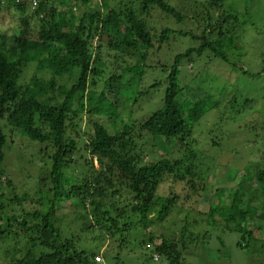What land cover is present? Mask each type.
<instances>
[{
    "label": "trees",
    "instance_id": "trees-1",
    "mask_svg": "<svg viewBox=\"0 0 264 264\" xmlns=\"http://www.w3.org/2000/svg\"><path fill=\"white\" fill-rule=\"evenodd\" d=\"M31 1L0 0V12L6 8L19 14L14 34L0 36V252L1 245L14 234L17 246L20 238L28 246L23 253L5 252L8 264H101L95 260L98 253L81 246V232L98 231L92 240H107L111 248L115 244L123 246L131 229L142 227L146 232L142 245L152 248L150 258L162 257L167 264H182L185 243L163 234L156 237L149 227L164 219L174 206L180 211L195 210L194 199L207 191V179L196 170V153L205 148H196L197 117L216 109L245 108L241 99L244 93L227 97L226 85L231 89L238 78L245 77L251 81V89L258 88L256 78L264 75V66L256 74L251 69L248 72L242 68L243 54L239 52L247 43L240 39V28L245 25L243 19L252 14L251 8H223L225 0H207L202 6L189 2L188 11L182 12L166 0H138L142 16L133 0H34L36 7L28 13ZM155 10L176 23L188 21L194 26L197 22L200 32L193 34L187 28L178 35L199 45L174 56L169 67L162 66L166 84L162 107L138 123L132 120L133 107L160 84L153 81L144 87L152 68L147 64L149 55L161 49L175 33L163 28L158 35L152 34L148 18ZM33 20L37 22L36 30L30 25ZM103 51L110 57L111 66L103 61ZM231 51L240 55L234 64L229 60L234 55L227 54ZM206 53L226 65L234 82L227 75L225 83L214 86L219 80L215 76L206 80L208 86L204 82L196 87L188 85L184 96L185 87L180 83L183 61L191 56L199 60ZM192 61L187 66L194 70L197 62ZM233 72L243 75L235 77ZM28 74L29 80L23 84ZM191 75L192 72L187 77ZM64 78L72 80L70 86L60 83ZM107 91L114 94V100L106 98ZM122 109L127 110L126 116H122ZM217 120L208 133L197 135H210L209 145L214 150L221 148L232 130L222 126L225 119ZM221 127L222 132L214 135ZM14 131L39 146L34 155H47L49 161L44 163L49 164V176L38 178L34 174L22 180L21 186L26 183L28 187L24 192L8 175V170L16 175L15 166L7 163L15 144L11 139ZM144 136L173 141V151L181 158L171 155L143 163L142 153L136 152V138ZM77 153L82 159L81 178L66 173L80 162L73 161ZM34 155L18 151L27 171L34 163ZM231 171L228 181L212 185L218 202L227 203L228 212L216 218L217 207L212 204L205 217L239 234L237 246L248 249L259 240L254 219L264 212V166L252 175L246 168L247 175L238 182L235 177L240 171ZM165 184L163 190L169 192L163 197L158 191ZM174 184L182 188L181 195L173 189ZM45 190L47 195L42 197ZM118 196L122 197L120 202L125 199L127 203L120 206L113 200ZM154 201L160 207L157 220L148 217ZM67 202L83 221L80 233L68 237L58 225V210Z\"/></svg>",
    "mask_w": 264,
    "mask_h": 264
},
{
    "label": "rangeland",
    "instance_id": "rangeland-1",
    "mask_svg": "<svg viewBox=\"0 0 264 264\" xmlns=\"http://www.w3.org/2000/svg\"><path fill=\"white\" fill-rule=\"evenodd\" d=\"M166 1L182 12H185L188 11L187 9L190 7L189 2L202 6L201 4L207 0ZM109 4H112V1H110ZM133 4L135 5L136 10H138L137 13L144 16L143 13L139 11L140 6L138 0H133ZM90 5L92 4L90 3ZM246 5L251 8L252 14L249 16L247 15L245 19H243L245 25H242L240 28V39H243V41L247 43L244 45L245 51L240 49L239 52L243 54L241 57L243 59L242 68L247 71L251 69V71L256 74L257 72H260L261 67L264 66V0H225L223 8L233 6L235 9L240 10V8L245 7ZM32 10H34L33 7L32 9L29 8L28 13H31ZM151 15L152 16L148 18V23L152 34L158 35L163 28H169L175 33H173L170 40L166 42L161 49L152 50L149 55L147 64L152 68L151 72L147 73L144 87L147 88L153 81L160 82V84L155 88H151L150 91L138 101L135 107H133L132 120L137 121L138 123L143 122L153 112L162 107L166 88L164 82L165 72L162 70V66L169 67L173 63L174 56L183 52L185 48L197 47L199 45L198 42L189 38L185 40L184 38L179 37L178 33L187 30V28H191L193 34L200 32L201 30L198 25H196L197 22H195L194 26L188 21L176 23L174 19L166 17L164 14H161L156 10L152 11ZM30 25L34 30L37 29L36 20L31 21ZM18 26L19 14L14 12L13 9L3 8L0 12V36H12ZM34 35L35 31L32 36ZM227 54L228 56H232V54L234 55L229 59L232 64H234L240 56L239 54H235L234 51L227 52ZM237 55L239 56L237 57ZM102 59L106 64L111 66V59L105 51L102 52ZM195 59L194 56H191L189 59L183 61L181 65L182 74L180 77V83L182 87H185L184 96H186L188 85L196 87L204 82V85L208 86L209 83L206 80H212V78L216 76L219 80L214 86H217L218 84L225 83V79L229 73V69L226 68V65L218 60L215 61L213 58L209 57V54L207 53L199 60ZM191 60H193L192 64L194 61L197 62L194 65L195 71L192 68L188 69L187 65L190 64L189 61ZM247 62H249V64ZM215 66H217V68H215ZM233 71L238 72L236 69ZM191 72L192 75L187 77ZM235 74V77H242L241 75H243L242 73ZM198 75L199 77L196 78ZM29 76L30 74L24 77L22 81L23 84L28 82ZM200 77H203V79ZM229 77L233 81L234 76L230 75ZM232 81H230V83H232ZM71 82L72 80L67 78L60 80V83L69 86ZM250 82L249 79L243 77L241 80L238 78L231 89L226 85L228 98H234L236 93L237 96L244 93L241 99H243L242 103L246 104L245 108H241V105V107H233L232 110L228 111L216 109V113L213 111L212 113L203 115V117H200L199 115L196 119L197 123L195 126L197 128V134H194V137L197 139L196 141H198V146H196V148L199 149L201 146H203V148L205 147L202 152H199L198 154L196 153V170L199 169L202 172V177L203 179H207L208 182L206 183L208 185L206 186L207 191L205 195L202 194L203 196L194 199L197 204L195 210L189 209V211H180V209L174 206L164 219L154 222V224L149 227V231L155 234L156 237L163 234L168 238H180L182 240L180 244L182 245L185 243V249L182 252V264H264V251L261 254L258 253L262 247V250H264V212L254 219L257 225L255 233L259 238L257 241L258 243H253L248 249L237 246V243L240 240L239 234L228 231L222 226L221 222L214 223L212 217H209V219H207L208 217H205L212 204L215 205L214 207H217L215 209L216 216H214L216 218H222L221 216H225V212L229 210L225 201L218 202L215 196V191L212 189L213 184L228 181L229 177H231V169H237L240 171L239 175L235 177V181L238 182L242 175H247V171L252 175L257 171L258 167L264 166V75L256 78L258 88L251 89L249 87ZM105 96L110 100L115 99L114 94L109 91L105 93ZM249 101H252V103H249ZM245 109L248 110V114ZM120 112L122 116L128 114L127 110L124 109ZM217 116L220 119H225L226 123L222 124L223 127H226L227 129L232 128V130L226 135V138H230L223 142L224 144L221 148L214 150L209 145L210 135L209 137H197V135H200L202 132L208 133L214 124L218 122L219 119L217 120ZM216 120L217 122H215ZM211 123L213 124L210 127ZM221 130L222 127L217 128L218 133L214 135L221 133ZM11 139L15 141V144L12 146V153L11 156L8 157L7 163L12 162L11 165L15 166L14 170L16 175L9 170L8 175L10 178L15 179V183L18 184V187H22L20 188L22 192L28 191V187L25 186L26 183L21 186L23 182L22 180H25L34 174V177L37 176L38 178L48 177L49 164H46V166L44 163L49 161L47 160V155H40V157L34 155L36 154L37 149H39V146L35 143L27 142L20 132L14 131ZM136 141L138 146L136 152L139 154L142 153L143 163L157 161L160 158L171 155H173L174 158H181V154H176L173 151V141L146 136L136 138ZM211 141L212 137H210V143ZM51 149H49V151ZM17 150L28 156H32V154L34 155V163L29 171L21 165L23 164L22 158L21 156L18 157ZM15 155H17V158ZM79 155L80 153H77L73 156V161L80 162H76V164H73L68 171L66 170L67 175L75 174L78 178H81L82 159H79ZM201 161L205 163L202 165ZM94 163L96 164L95 161ZM40 165L42 167H40ZM19 166L21 169L18 168ZM29 182H31V184L33 183L32 180ZM47 183L50 185L49 180ZM178 186L180 185L174 184L172 187L181 195L183 191L182 188ZM32 187L33 186H31V188ZM165 187H167V184L159 188L158 194L160 196H167L169 191L165 192L163 190ZM47 188L48 186L46 189ZM5 190L6 193L10 192L7 189ZM47 191L48 190H45L42 197L47 195ZM225 193H227V191ZM121 198L122 197L118 196L113 200L120 202ZM128 198L130 197L126 194L125 199L127 202ZM125 199L120 202V206L127 203ZM44 204H46V201H44ZM177 205L179 206V204ZM159 209V205L154 201V206L150 208L148 217L156 219ZM200 213L204 215H201ZM78 215L76 209L70 206V202L63 204L61 209L58 210V217L61 219V222L58 225L64 236L68 237L80 233L79 230L82 228L83 221L78 219ZM13 235L14 234H10L7 238L8 243L1 245L0 264H8L7 261H9V259L5 256V252L8 250L11 253L16 252V250L23 253L28 246L22 238H20L21 240H18V242L20 241V246H17ZM97 235L98 231H94L93 233L81 232V246L85 249H90L92 252L98 253L97 255L101 253L103 260L101 264H167L162 257L157 259L150 258V256L153 255L152 248L149 244L147 245L148 247L142 245V240L146 239V232L142 230V227L131 229L129 235L125 236L123 246L115 244L109 248L107 240L102 241V243L92 240V238ZM11 243L14 245H11Z\"/></svg>",
    "mask_w": 264,
    "mask_h": 264
},
{
    "label": "built area",
    "instance_id": "built-area-1",
    "mask_svg": "<svg viewBox=\"0 0 264 264\" xmlns=\"http://www.w3.org/2000/svg\"><path fill=\"white\" fill-rule=\"evenodd\" d=\"M32 5H33V7L36 6V2L34 0L32 1ZM95 260H96V262H102L101 253L95 257Z\"/></svg>",
    "mask_w": 264,
    "mask_h": 264
},
{
    "label": "clouds",
    "instance_id": "clouds-1",
    "mask_svg": "<svg viewBox=\"0 0 264 264\" xmlns=\"http://www.w3.org/2000/svg\"><path fill=\"white\" fill-rule=\"evenodd\" d=\"M31 3H32V1H31ZM32 7H33V5H32ZM34 8V7H33Z\"/></svg>",
    "mask_w": 264,
    "mask_h": 264
}]
</instances>
